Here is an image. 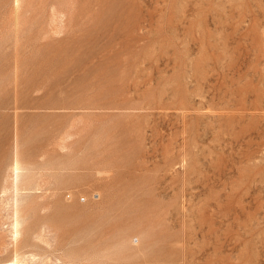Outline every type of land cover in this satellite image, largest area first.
Listing matches in <instances>:
<instances>
[{
    "label": "rangeland",
    "instance_id": "374dc122",
    "mask_svg": "<svg viewBox=\"0 0 264 264\" xmlns=\"http://www.w3.org/2000/svg\"><path fill=\"white\" fill-rule=\"evenodd\" d=\"M73 260L264 264V0H0V264Z\"/></svg>",
    "mask_w": 264,
    "mask_h": 264
},
{
    "label": "bare ground",
    "instance_id": "6f19581e",
    "mask_svg": "<svg viewBox=\"0 0 264 264\" xmlns=\"http://www.w3.org/2000/svg\"><path fill=\"white\" fill-rule=\"evenodd\" d=\"M16 154V153H15ZM15 157V156H14ZM24 166V165H23ZM26 167H28V166H26ZM31 167V166H30ZM24 168V167H23ZM36 168V167H35ZM6 169H8V168H6ZM27 169V168H26ZM25 169V170H26ZM29 170H30V168H28ZM9 170H10V168H9ZM11 170H12V179H13V184H12V192L14 193V195L12 196V197H14V205H12L13 206V211H14V215H15V222H14V224H13V230H14V234L13 235H15V238H17L18 236V234H19V232L21 231V230H18V229H20V228H18V226H19V224H21V222L19 221V212L21 211L20 210V203H21V201H20V196H24V194H25V192H24V190H26L27 188H21V187H19L20 186V181H21V176H22V174L24 173V170H23V173H22V167H21V165H20V162L18 161V160H15L14 161V163H13V165H12V168H11ZM28 170V171H29ZM40 169H38V171H39ZM45 171V170H44ZM6 173H7V171H6ZM26 173V172H25ZM29 173V172H28ZM25 175H27V174H25ZM36 175V174H35ZM39 175V174H38ZM31 176H33V175H31ZM37 176V175H36ZM30 177V176H29ZM43 177V176H42ZM25 178V177H24ZM27 178V177H26ZM38 179H39V176L37 177ZM37 179V180H38ZM27 180H31V179H27ZM5 181V180H4ZM32 181H35L34 179L32 180ZM6 182V181H5ZM8 182V181H7ZM28 182V181H27ZM37 182V181H36ZM22 183H23V181H22ZM21 183V184H22ZM5 184H8V183H5ZM5 184H4V188H3V193H6L7 192V190H9V189H7V187L5 186ZM37 184V183H36ZM35 184V185H36ZM31 185H33V183L31 184ZM57 185V184H56ZM8 186V185H7ZM31 187V186H30ZM34 187V186H33ZM36 187H38V186H36ZM8 188H10V187H8ZM50 188V187H49ZM57 188V187H56ZM33 189V188H32ZM35 189H37V188H35ZM11 190V189H10ZM10 190H9V192H10ZM42 190V189H41ZM27 191V190H26ZM39 191V190H38ZM12 192H10V193H12ZM33 192V191H32ZM41 192V191H40ZM59 192V191H58ZM8 193V192H7ZM37 194V193H36ZM41 194V193H40ZM54 194V193H53ZM27 195H28V193H27ZM35 195V194H34ZM26 196V195H25ZM37 196H39V195H37ZM36 196V197H37ZM41 196V195H40ZM39 196V197H40ZM58 196H59V194H58ZM24 198V197H23ZM51 198H52V196H51ZM50 198V199H51ZM26 199V198H25ZM52 201V200H51ZM22 204H26V203H22ZM21 204V205H22ZM28 204V203H27ZM22 206H24V205H22ZM27 206H29V205H27ZM43 206V205H42ZM45 206V205H44ZM60 208H61V206H59ZM12 208V207H11ZM25 208V207H24ZM22 209V208H21ZM26 209V208H25ZM42 210V209H41ZM63 210V209H62ZM12 211V210H11ZM59 211H61L60 209H59ZM58 211V212H59ZM27 212V211H26ZM33 212V211H32ZM23 212H20V214H22ZM34 213V212H33ZM38 213V212H37ZM26 214V213H25ZM46 214V213H45ZM48 214V213H47ZM46 214V215H47ZM32 215V214H31ZM44 215V214H43ZM10 216H13V215H11V212H10ZM27 217H29V216H27ZM13 218V217H12ZM23 218H24V216H23ZM32 218V217H31ZM44 219H45V217H43ZM22 219V218H21ZM44 219H42L43 221H44ZM63 219V218H62ZM23 220V219H22ZM25 220V219H24ZM31 220V219H30ZM28 221V220H27ZM48 221H49V218H48ZM47 221V222H48ZM63 221V220H62ZM66 221V220H65ZM13 222V221H12ZM11 222V223H12ZM47 222L45 223V224H43V223H40L39 225L40 226H42L41 224H43V225H45L46 226V224H47ZM23 224V223H22ZM21 224V225H22ZM25 224H26V222H25ZM51 224V223H50ZM66 224V223H65ZM27 225H28V223H27ZM47 225H49V224H47ZM11 226V225H10ZM65 226V225H64ZM19 227H21V226H19ZM23 227V226H22ZM43 228H46V227H42V229ZM51 228V227H50ZM54 228V227H53ZM10 229H11V227H10ZM23 229V228H22ZM49 229V228H48ZM58 229V228H57ZM39 230V229H38ZM46 230V229H45ZM50 230V229H49ZM49 230H47V234H48V232H49ZM58 231V230H57ZM11 232H13V231H11ZM23 232V231H22ZM36 232V231H35ZM25 233V232H24ZM37 233V232H36ZM38 233L40 234V232L38 231ZM38 233H37V236H38ZM44 233V232H43ZM51 233V232H50ZM34 233H32L31 235H33ZM20 235V234H19ZM25 235V234H24ZM35 235V234H34ZM44 235V234H43ZM57 235V234H56ZM56 235L54 236V237H56ZM21 236V235H20ZM42 237V236H41ZM44 237V236H43ZM52 238L50 235L48 236V238ZM31 238H32V236H31ZM13 239V238H12ZM12 239H11V242H10V245H11V243H13L12 242ZM23 239V238H22ZM35 239H37L36 237H35ZM34 239V240H35ZM45 239V238H44ZM10 240V239H9ZM16 240V239H15ZM48 240V239H47ZM52 240H53V238H52ZM6 241V240H5ZM37 241V240H36ZM35 241V242H36ZM39 241H41V240H39ZM8 242V241H7ZM50 242H52V241H50L49 240V244H50ZM25 243V242H24ZM53 243V242H52ZM67 244H68V242H66ZM7 244H9V243H7ZM6 244V245H7ZM22 244H23V242H22ZM30 244H31V242H30ZM29 244V245H30ZM42 244V243H41ZM40 243L39 244H36V245H41ZM45 244V243H44ZM71 244V243H70ZM36 245H35V247H36ZM48 245V244H47ZM52 245V244H51ZM23 246H25V244L23 245ZM26 246H27V244H26ZM31 246V245H30ZM53 246H54V244H53ZM69 246V245H68ZM72 246V245H71ZM7 247V246H6ZM5 247V248H6ZM39 247V246H38ZM47 247V246H46ZM9 247H7V249H8ZM24 248V247H23ZM32 248V247H31ZM37 248V247H36ZM51 248V247H50ZM4 249V248H3ZM10 249V248H9ZM51 249H53V248H51ZM6 250V249H5ZM39 250H41V249H39ZM56 250V249H55ZM63 250H65V249H63ZM38 251V250H37ZM54 251V250H53ZM61 251V250H60ZM66 251H68V250H65V252ZM5 252V251H4ZM26 252V251H25ZM55 252V251H54ZM6 253H7V250H6ZM28 253V252H27ZM30 253H32V252H30ZM30 253H28V255L30 254ZM38 253H40L39 251H38ZM38 253H36L37 255H35V257L36 256H38ZM42 253V252H41ZM45 254H47L46 252H44ZM44 253H42V254H44ZM53 253V252H52ZM57 253H59V252H57ZM3 254V253H2ZM11 254V253H10ZM23 254V253H22ZM45 254H44V257H45ZM66 254H68V253H66ZM72 254V253H71ZM75 254V253H74ZM77 254V253H76ZM19 255V254H18ZM21 255V254H20ZM24 255V254H23ZM26 255V254H25ZM25 255H24V257H25ZM32 255H33V253H32ZM48 256L49 255H51V253L49 254H47ZM63 255V254H62ZM27 256V255H26ZM31 256V255H30ZM41 255H39V257H40ZM52 256V255H51ZM50 256V257H51ZM54 256V255H53ZM58 256V255H57ZM34 257V258H35ZM38 257V260L40 261L43 257L41 256V259ZM47 257V256H46ZM56 257V256H55ZM60 258H61V256H59ZM63 257H65V255H63L62 256V258ZM69 257H71V256H69ZM84 257V256H83ZM86 257H88V256H86ZM19 258H21L22 260H23V258L22 257H19ZM29 258V257H28ZM33 258V259H34ZM37 258V257H36ZM35 258V259H36ZM66 258H67V256H66ZM77 258H79V257H77ZM76 258V259H77ZM13 259V258H12ZM25 259V258H24ZM32 259V260H33ZM52 259H54V257L52 258ZM69 259V258H68ZM82 259V256H81V258H80V260ZM6 260V259H5ZM4 260V261H5ZM10 260V259H9ZM21 260V261H22ZM28 260V259H27ZM37 260V259H36ZM46 260V259H45ZM55 260H56V258H55ZM60 260V259H59ZM62 261H63V259H61ZM71 260V259H70ZM79 260V259H78ZM2 261V260H1ZM20 261V260H19ZM24 261V260H23ZM42 261V260H41ZM3 262V261H2ZM11 262H13V260L11 261ZM11 262H10V264H11ZM27 261H25V263H26ZM33 262V261H32ZM35 262V261H34ZM49 262V261H48ZM55 262V261H54ZM59 262V261H58ZM73 262L75 263L76 261L75 260H73ZM6 263V262H5ZM9 263V262H8ZM23 263V262H22ZM21 263V264H22ZM37 263V262H36ZM35 263V264H36ZM44 263V262H43ZM71 263V262H70ZM69 263V264H70ZM77 263V262H76ZM75 263V264H76ZM13 264H17V261H15ZM27 264V263H26ZM29 264H30V262H29ZM32 264V263H31ZM39 264V263H38ZM40 264H41V262H40ZM61 264H63L62 262H61ZM65 264V263H64ZM68 264V263H67ZM73 264V263H72Z\"/></svg>",
    "mask_w": 264,
    "mask_h": 264
}]
</instances>
